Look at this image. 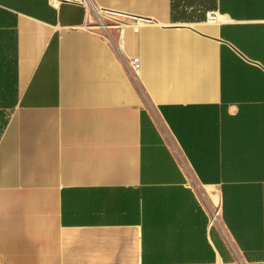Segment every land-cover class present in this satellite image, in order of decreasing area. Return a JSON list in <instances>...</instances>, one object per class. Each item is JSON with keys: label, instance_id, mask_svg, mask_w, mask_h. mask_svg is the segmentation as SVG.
Returning <instances> with one entry per match:
<instances>
[{"label": "crops", "instance_id": "1", "mask_svg": "<svg viewBox=\"0 0 264 264\" xmlns=\"http://www.w3.org/2000/svg\"><path fill=\"white\" fill-rule=\"evenodd\" d=\"M93 1L0 0V264H264V0Z\"/></svg>", "mask_w": 264, "mask_h": 264}, {"label": "built area", "instance_id": "2", "mask_svg": "<svg viewBox=\"0 0 264 264\" xmlns=\"http://www.w3.org/2000/svg\"><path fill=\"white\" fill-rule=\"evenodd\" d=\"M75 3H78L85 7L90 13L93 14L95 22L100 25L102 28H106L105 24V18L103 16V10L97 7V5L94 3L93 0H71ZM206 21L209 23L216 22L217 21V15L216 13L212 11H208L206 13ZM138 30V28H136ZM116 51L118 53L119 58L121 61L124 63V65L127 67L129 73L135 77L138 73V71L141 68V63L140 59L138 56H132V57H127L125 56L120 49L116 48ZM212 221L214 225H218L220 228L222 227V222L219 217H214L212 216Z\"/></svg>", "mask_w": 264, "mask_h": 264}, {"label": "bare ground", "instance_id": "3", "mask_svg": "<svg viewBox=\"0 0 264 264\" xmlns=\"http://www.w3.org/2000/svg\"><path fill=\"white\" fill-rule=\"evenodd\" d=\"M207 203H208V202H207ZM210 213H211V215L213 216V218H214V217H220V216H219L220 213H219V211H218L216 208L211 207V208H210Z\"/></svg>", "mask_w": 264, "mask_h": 264}, {"label": "rangeland", "instance_id": "4", "mask_svg": "<svg viewBox=\"0 0 264 264\" xmlns=\"http://www.w3.org/2000/svg\"><path fill=\"white\" fill-rule=\"evenodd\" d=\"M205 202V201H204Z\"/></svg>", "mask_w": 264, "mask_h": 264}]
</instances>
